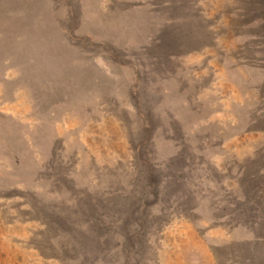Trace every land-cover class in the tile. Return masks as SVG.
<instances>
[{
    "label": "rangeland",
    "instance_id": "374dc122",
    "mask_svg": "<svg viewBox=\"0 0 264 264\" xmlns=\"http://www.w3.org/2000/svg\"><path fill=\"white\" fill-rule=\"evenodd\" d=\"M0 264H264V0H0Z\"/></svg>",
    "mask_w": 264,
    "mask_h": 264
}]
</instances>
